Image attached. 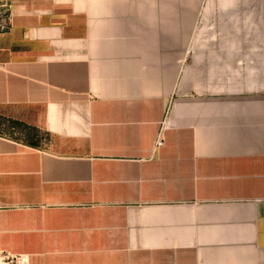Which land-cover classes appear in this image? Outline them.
<instances>
[{"label": "crops", "instance_id": "0c3cea01", "mask_svg": "<svg viewBox=\"0 0 264 264\" xmlns=\"http://www.w3.org/2000/svg\"><path fill=\"white\" fill-rule=\"evenodd\" d=\"M0 2V264H264V0Z\"/></svg>", "mask_w": 264, "mask_h": 264}, {"label": "rangeland", "instance_id": "374dc122", "mask_svg": "<svg viewBox=\"0 0 264 264\" xmlns=\"http://www.w3.org/2000/svg\"><path fill=\"white\" fill-rule=\"evenodd\" d=\"M2 5H4V3L0 2V29L2 28V26H4L6 24V21L8 19V7L5 5L4 6H2ZM11 260H12V258L5 259L3 261L7 264H12Z\"/></svg>", "mask_w": 264, "mask_h": 264}, {"label": "built area", "instance_id": "2783aa9c", "mask_svg": "<svg viewBox=\"0 0 264 264\" xmlns=\"http://www.w3.org/2000/svg\"><path fill=\"white\" fill-rule=\"evenodd\" d=\"M4 5L6 6V4H4ZM4 5H2V6H4ZM6 24H7V21H6ZM6 24L4 26H2V28H5L6 27ZM162 140L163 139H162V137L160 135V137L158 138V141H157V146H161L163 144V141ZM6 258L9 259V258H11V256L10 255H7ZM2 264H5V262H3Z\"/></svg>", "mask_w": 264, "mask_h": 264}]
</instances>
